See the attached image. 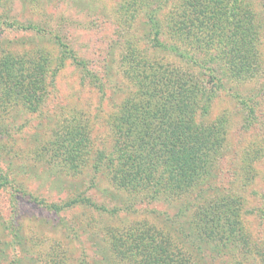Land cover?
I'll return each mask as SVG.
<instances>
[{
	"label": "rangeland",
	"instance_id": "1",
	"mask_svg": "<svg viewBox=\"0 0 264 264\" xmlns=\"http://www.w3.org/2000/svg\"><path fill=\"white\" fill-rule=\"evenodd\" d=\"M201 1L0 0V64L36 61L43 88L28 106L7 94L0 65V264H120L115 239L131 244L126 234L141 227L160 230L194 264H264V0H238L255 39L248 77L231 72L222 46L196 47L204 40L195 24L178 38L186 3ZM139 56L209 81L210 101L199 99L194 122L220 127L223 142L188 190L154 197L112 184L113 119L137 95L126 69ZM65 122L85 137L87 163L75 173L45 147ZM211 207L223 230L220 207L237 221L229 238L201 233L198 215Z\"/></svg>",
	"mask_w": 264,
	"mask_h": 264
},
{
	"label": "trees",
	"instance_id": "2",
	"mask_svg": "<svg viewBox=\"0 0 264 264\" xmlns=\"http://www.w3.org/2000/svg\"><path fill=\"white\" fill-rule=\"evenodd\" d=\"M211 1L203 0L200 5L186 3L187 9L178 17V38L188 36L190 29H187V24H195V28L203 32L204 40L203 45L196 47L203 46L213 51L214 46L217 50L222 46L221 53L226 55L231 72L236 77L250 76L254 71L256 52L246 11L238 0H217L221 3L220 8L213 7ZM170 18L174 20L175 16ZM171 32L175 37V25ZM26 62L6 58L0 65L6 77L7 94L23 99L30 106L37 103L43 88L40 65L34 61L26 69L23 65ZM17 64L23 65L18 68L19 73ZM126 72L136 81L137 95L125 101L113 119L115 155L110 156L107 162L112 184L118 190L147 191L154 197L161 189L177 193L192 188L206 174L211 155L219 152L223 142L220 127L194 122L199 99L206 96V103L210 101L208 94L212 91L206 93L209 81L199 85L191 74L174 62L140 56L132 59ZM84 139L74 125L63 123L53 141L45 146L49 160L58 163L57 166L65 172H77L87 163ZM84 200H74L73 204ZM220 205L228 208L225 202ZM70 206L72 203L67 204V208ZM204 209L198 215L203 236L227 239L230 237L228 230H237L235 226L238 223L229 218V211L225 212L220 207L223 220L229 225L227 230H223L216 223L220 219L218 211L212 207ZM133 233L126 234L131 244L122 245L123 239L119 236L115 239L114 247L120 264H194L157 228L141 227ZM118 243H121V248Z\"/></svg>",
	"mask_w": 264,
	"mask_h": 264
}]
</instances>
